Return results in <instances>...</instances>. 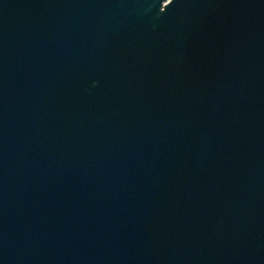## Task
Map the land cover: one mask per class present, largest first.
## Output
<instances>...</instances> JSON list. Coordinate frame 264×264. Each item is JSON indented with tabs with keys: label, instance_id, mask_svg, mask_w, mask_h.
Here are the masks:
<instances>
[{
	"label": "water",
	"instance_id": "water-1",
	"mask_svg": "<svg viewBox=\"0 0 264 264\" xmlns=\"http://www.w3.org/2000/svg\"><path fill=\"white\" fill-rule=\"evenodd\" d=\"M0 264H264V0H0Z\"/></svg>",
	"mask_w": 264,
	"mask_h": 264
}]
</instances>
